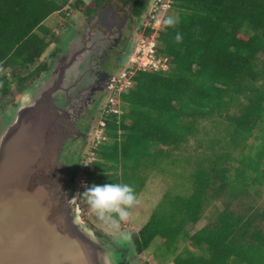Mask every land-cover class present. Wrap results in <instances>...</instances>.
Instances as JSON below:
<instances>
[{
	"label": "trees",
	"instance_id": "trees-1",
	"mask_svg": "<svg viewBox=\"0 0 264 264\" xmlns=\"http://www.w3.org/2000/svg\"><path fill=\"white\" fill-rule=\"evenodd\" d=\"M105 2L95 0L96 8ZM123 2L141 17L150 0ZM77 3L76 9L86 7L84 0ZM66 5L67 0H0V98L9 94L19 71L42 56L48 47L44 22ZM171 9L178 23H163L156 40L158 56L168 58L171 68L137 72L133 87L121 94L123 114L106 119L111 141L96 149L101 160L90 165L100 170L94 183L134 185L142 165L172 156L157 147H181L197 137L202 121L223 117L229 121L222 127L226 138L211 139L210 148L224 143L232 150L201 156L186 177L192 190L163 196L135 237L137 251L143 253L161 237L177 255L175 264H264V211L250 209L245 215L227 206L214 222L188 231L222 193L264 183V0H172ZM152 32L148 29L146 37ZM47 69L43 64L35 74ZM256 130L263 143L247 154L244 143ZM232 158L239 166L230 180L226 163ZM186 242L189 246L180 250Z\"/></svg>",
	"mask_w": 264,
	"mask_h": 264
},
{
	"label": "water",
	"instance_id": "water-1",
	"mask_svg": "<svg viewBox=\"0 0 264 264\" xmlns=\"http://www.w3.org/2000/svg\"><path fill=\"white\" fill-rule=\"evenodd\" d=\"M82 34L3 116L0 264H122L80 218L72 184L78 165L60 162L68 141L85 136L78 122L94 95L114 80L98 76L104 34L90 27Z\"/></svg>",
	"mask_w": 264,
	"mask_h": 264
},
{
	"label": "rangeland",
	"instance_id": "rangeland-1",
	"mask_svg": "<svg viewBox=\"0 0 264 264\" xmlns=\"http://www.w3.org/2000/svg\"><path fill=\"white\" fill-rule=\"evenodd\" d=\"M77 1L78 0H67V5L60 12L55 13L44 22L45 30H42V33L44 31L47 33L46 41L48 42V47L35 64L19 71L18 77L11 82L9 94L2 97V101L0 100V104L3 103V105L0 106V109H2L0 112H3V114L0 115V126L3 122L4 114L15 107L23 98L24 89H29L34 83L41 79L44 72L40 75L35 74L39 67L43 64H48V67H52L57 61L60 53L77 42L78 38L81 39L82 33L89 27L93 33L99 32L100 35L104 34L103 37L99 36L100 41L98 43V51L102 48L101 45L104 47L102 54L107 51L111 41H116V39L121 37V41L119 42L122 43L120 47L121 50L119 51L120 53L118 52L120 57H118L117 60L116 56L118 54L116 52H111L110 68H107V71L116 72V75L119 74L121 69L124 68V65L128 63L137 43L141 39L148 38L146 37V32L151 28L145 25L148 23L147 19L149 12L147 13L146 11L143 13L142 17L144 16L143 19L146 20L143 21L142 19L141 25L139 21L131 23V8L129 5H126L123 0H108V3L105 2L102 8H96L95 0H84L85 6L94 10L91 15L86 13V7H83L81 10L76 9V5L78 4ZM175 14L176 13L171 9L167 12L163 21L167 17L174 16ZM163 23L164 22H162V24ZM162 27L163 25L160 30L151 29L153 32L150 35L154 37L155 41ZM101 56L98 58L97 65H99ZM6 73L9 78H12L11 69H7ZM23 77H26V79L21 81ZM121 104L120 107L122 106ZM89 114L91 119L89 122L97 126L101 118L99 106L92 107ZM214 122L217 124L215 125ZM228 122L229 121L223 117H214V120L202 121L199 126L200 131L197 137L191 138L187 144L178 148H156V150H167L168 153H172V156H168L161 161L158 157L157 160L160 164L157 163V165L155 164L147 168L144 167L145 164L142 165L140 173L138 172V176L136 175L138 178H136L133 186L137 193L139 203L130 210L131 214L129 218L121 222V230L127 232L131 236V240L128 242H121L118 235L107 230L106 227L97 220L94 212L80 194L86 186L93 184L94 181L95 183L100 181L98 175L100 170L90 167L92 163L101 160L97 153L95 155L96 160L92 162V157L94 156L91 155V141L95 136L96 127L92 129L88 139L83 142L69 145L67 148L65 147L60 162L64 165H68L69 161H72L71 159L69 160V158L67 159L68 153H70L74 158V162H78L79 165L77 169L73 170L74 181L72 182L73 190H75V192L73 191L75 201L81 210L80 218L82 222L92 230L99 242L110 247L115 252L114 255L121 254L122 264L123 262L130 264H175L177 255L173 252L171 253L161 237H157L152 242L149 249L143 253L137 251L135 237L138 235L139 230L149 221L153 211L167 192L180 194V192L188 193L190 192L188 191L189 189L192 190V185L190 186V182L186 180V177L188 178L199 166V158H201V156H214L224 150H232L231 147H225L224 143L216 145L214 149L210 148L211 139L220 137L226 138L222 131V127ZM1 131L2 128H0V132ZM258 132L259 131L256 130L254 132L255 136H250L244 143L245 148L243 150H245L247 154H250V151H253L252 153L255 154L259 145L263 143L261 137H256L257 135L259 136ZM110 141L111 140L107 137L104 143H109ZM240 149L241 147H239V150ZM152 150L154 152L155 149ZM241 151L232 152L231 155L237 156ZM226 165H229L231 168L230 180H233V176L235 175L234 168L239 166V161L232 158ZM82 177L86 178V186H83L80 182ZM236 189L237 190L222 193L220 198L214 200L207 206L202 220L196 225H189L188 231L193 234L209 223L214 222L218 212L224 210L227 206L231 210L245 215H249L252 212L250 209L264 211L263 182H248L245 188L236 187ZM187 245L189 246V243H182L180 250ZM198 253L200 252L198 251Z\"/></svg>",
	"mask_w": 264,
	"mask_h": 264
},
{
	"label": "built area",
	"instance_id": "built-area-1",
	"mask_svg": "<svg viewBox=\"0 0 264 264\" xmlns=\"http://www.w3.org/2000/svg\"><path fill=\"white\" fill-rule=\"evenodd\" d=\"M172 8V0H150L147 8L148 23L147 27L152 30H160L163 25V19L167 12ZM146 20V19H145ZM160 25V26H158ZM149 37H152L151 35ZM147 39H141L136 48L133 50V54L130 57L128 63L121 69V72L114 77L112 87L108 91L105 105L101 110V118L96 126L95 136L91 143L92 162L95 159V151L98 147L104 143L107 139L106 135V119L109 116L116 115L118 118L123 114L121 104V94L128 91L134 85L133 77L139 71H168L171 66V62L168 58L158 56L157 42L154 37ZM122 105V104H121ZM83 186H86L87 181L85 177L80 179Z\"/></svg>",
	"mask_w": 264,
	"mask_h": 264
},
{
	"label": "clouds",
	"instance_id": "clouds-1",
	"mask_svg": "<svg viewBox=\"0 0 264 264\" xmlns=\"http://www.w3.org/2000/svg\"><path fill=\"white\" fill-rule=\"evenodd\" d=\"M163 22L166 25H175L178 20L169 16ZM175 39L177 41L181 39L179 33L176 34ZM80 194L94 212L97 220L107 230L118 235L121 242L131 240L130 234L121 230V222L129 218L130 210L139 203L133 185L120 182L93 183L86 186Z\"/></svg>",
	"mask_w": 264,
	"mask_h": 264
},
{
	"label": "flooded vegetation",
	"instance_id": "flooded-vegetation-1",
	"mask_svg": "<svg viewBox=\"0 0 264 264\" xmlns=\"http://www.w3.org/2000/svg\"><path fill=\"white\" fill-rule=\"evenodd\" d=\"M144 18V16L142 17H134L133 15L131 16V23H134V22H138L139 23L141 22V25H142V19ZM143 21H145V19H143ZM144 25V24H143ZM121 37H119L118 39H116V41H111V44L110 46H108V49L105 53L102 54L100 60H99V65H97L98 69L100 71H98V76L99 77H103L102 79L103 80H106L109 76H113V77H116V72H109L107 71V68L109 67L110 68V61H111V56H110V53L111 52H116L118 54V52L121 50V44L122 43H119L121 41L120 39ZM120 53V52H119ZM122 53V52H121ZM118 57H120V54H118L116 56V59L118 60ZM101 72V73H100ZM27 89V88H26ZM24 91V90H23ZM108 91L109 89H105L103 91H98L96 92V94L94 95L93 99H94V102L92 104H89L87 110L85 111V117L84 118H81L78 122L79 124V128L81 129L82 133H84L85 136H82L80 138H78L75 142H70L68 141L67 145H66V148L67 146L69 145H72V144H75V143H79V142H83L84 140L88 139V136L91 134L92 132V129L94 128V124L92 125V123L89 122L90 119V109L94 106H99V108L101 109L106 98H107V95H108ZM7 96V95H6ZM0 100L2 101V97L0 98ZM3 103L0 104V106H2ZM2 110V109H0ZM3 112L1 113L0 112V115H2ZM91 128V129H90ZM90 131V133H89ZM92 143V141H91ZM69 158V160L71 159L72 161H69V165H73L76 163V165H78L77 163L78 162H74V158L72 156V154L68 153V156H67V159ZM79 166V165H78ZM78 168V167H77ZM75 168V169H77ZM74 172V171H73ZM72 172V173H73ZM74 175V173H73ZM74 179V177H73ZM74 181V180H72ZM73 184V182H72Z\"/></svg>",
	"mask_w": 264,
	"mask_h": 264
}]
</instances>
